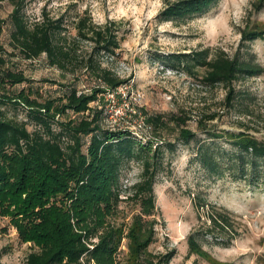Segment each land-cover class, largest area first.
I'll return each instance as SVG.
<instances>
[{
	"label": "trees",
	"instance_id": "obj_1",
	"mask_svg": "<svg viewBox=\"0 0 264 264\" xmlns=\"http://www.w3.org/2000/svg\"><path fill=\"white\" fill-rule=\"evenodd\" d=\"M5 0H0V4ZM13 9L7 19L0 15V34L8 24V44L0 43V214L13 218L22 242H31L26 264H121L122 240L128 239L124 264H170L175 250L153 253L157 239L155 186L160 174L171 172L166 152L174 143L161 137L169 127L166 115L147 117L145 122L159 139H147L130 128L105 127V95L131 83L111 67L124 39L115 20L97 23L88 10L68 6L51 15L43 9L37 20L26 15V0H9ZM218 0H164L157 15L161 22L203 16ZM69 12H74L69 16ZM45 62L61 72L66 81L55 84L61 92L45 96L30 83L23 71L9 66L13 59ZM155 60L209 86L222 85L226 104L242 120L256 113V95L236 89L235 84L257 77L263 69L253 58L230 57L210 48L190 52L160 53ZM83 83L85 89H79ZM23 108L24 119L8 114V107ZM218 114L207 116L215 120ZM170 121L178 128L181 143L196 141L193 160L210 180L231 177L233 181L264 183V140L247 131H218L204 125L201 142L186 121L175 114ZM244 124V123H242ZM228 143L224 147L220 141ZM131 161L141 165L139 180L121 197L122 168ZM194 194V193H191ZM199 218L198 230L187 238L188 254L204 256L205 242L227 247L237 237L234 215L199 194L193 197ZM133 204L137 211L128 227L111 222L121 205ZM203 211V212H202ZM19 217L16 219V217ZM3 251H0V264Z\"/></svg>",
	"mask_w": 264,
	"mask_h": 264
},
{
	"label": "rangeland",
	"instance_id": "obj_2",
	"mask_svg": "<svg viewBox=\"0 0 264 264\" xmlns=\"http://www.w3.org/2000/svg\"><path fill=\"white\" fill-rule=\"evenodd\" d=\"M78 10L88 9L97 23L108 20L120 22L124 39L120 56L116 61L106 58L111 67L123 79H132L110 98L105 95L104 104L94 103L104 109L105 127L131 130L139 135L159 139L152 130L144 126L150 115H166L169 127L161 137L174 143V150L167 151L171 159V172L160 174L155 186L157 199V239L151 245L153 253L176 251L170 264H264V183L250 184L233 181L231 177L210 180L205 171L194 162L196 141L181 143L178 128L185 124L171 122L169 115L175 114L186 121V127L196 132L198 142L205 135L198 128L201 120L208 128L239 133L247 131L264 140V0H218L203 16L186 22H161L157 15L164 7V0H26V15L37 20L43 9L58 16L68 6ZM13 9L9 0L0 4V15L7 19ZM73 16L74 12H69ZM8 24L0 34V43L11 50L8 44ZM210 48L222 50L230 57L253 58L263 69L257 77L235 84L236 89L250 91L256 95V113L252 120L245 121L226 104V89L222 85L209 86L200 80L179 71L166 68L155 60L160 53L190 52ZM9 66L24 72L31 81L15 86L34 85L41 87L46 96H57L61 92L55 81H66L61 72L49 66L44 59L21 61L14 58ZM79 89H85L83 83ZM111 94L113 92H110ZM10 116L24 119L23 108L8 107ZM217 113L215 120L207 116ZM244 123V124H242ZM220 143L228 147L223 140ZM141 165L131 161L122 168L120 179L121 197L125 198L130 187L140 178ZM194 193V194H191ZM199 194L209 202L228 209L236 222L238 235L230 245L223 247L214 241L205 242L204 256L187 257V238L192 230H198L205 220L199 218L193 197ZM137 208L124 203L120 211L111 217V222L128 227ZM203 212V211H202ZM21 216L16 217L18 219ZM128 239L122 240L119 261L124 264L128 252ZM31 242H22L13 218L0 214V251L5 264H26L31 251L36 250Z\"/></svg>",
	"mask_w": 264,
	"mask_h": 264
},
{
	"label": "built area",
	"instance_id": "obj_3",
	"mask_svg": "<svg viewBox=\"0 0 264 264\" xmlns=\"http://www.w3.org/2000/svg\"><path fill=\"white\" fill-rule=\"evenodd\" d=\"M115 92H117V91H115ZM115 92H113L112 94L110 93V92H108V96L110 97V98H113L114 97V93ZM144 126L147 128V129H150L151 130V127L144 121ZM125 128H130L131 129V123H130V125L129 126H127V127H125ZM143 136V135H142ZM145 138H147V139H151L150 137V134L148 135H145L144 136Z\"/></svg>",
	"mask_w": 264,
	"mask_h": 264
}]
</instances>
